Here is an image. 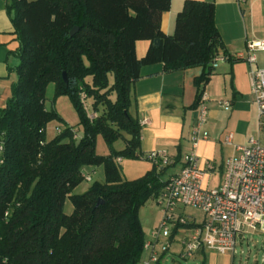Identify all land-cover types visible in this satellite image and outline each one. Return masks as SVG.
Here are the masks:
<instances>
[{
	"label": "trees",
	"instance_id": "trees-1",
	"mask_svg": "<svg viewBox=\"0 0 264 264\" xmlns=\"http://www.w3.org/2000/svg\"><path fill=\"white\" fill-rule=\"evenodd\" d=\"M4 2L18 47L10 68L17 79L0 108V264H138L145 240L138 212L160 192L167 166L122 177L118 157L144 156L139 121L129 111L132 83L145 65L159 63L165 72L200 67L193 80L198 104L215 59L228 57L213 4L185 0L166 34L161 18L170 0ZM138 40L150 41L142 57ZM49 83L53 100L68 97L74 125L45 106ZM80 92L96 117L87 116ZM54 121L60 125L48 137ZM98 136L106 154L96 151ZM89 166H102L103 180L75 193Z\"/></svg>",
	"mask_w": 264,
	"mask_h": 264
},
{
	"label": "crops",
	"instance_id": "crops-1",
	"mask_svg": "<svg viewBox=\"0 0 264 264\" xmlns=\"http://www.w3.org/2000/svg\"><path fill=\"white\" fill-rule=\"evenodd\" d=\"M184 1L170 0V7L161 18V29L164 33H173L176 15L182 9ZM204 1L213 4L214 23L228 55H220L216 59L214 69L203 88L208 107L207 120L203 126L207 138L198 140L193 147L191 132L198 113L197 89L193 80L201 73L200 67L165 72L159 63L143 66L140 77L132 83L129 111L139 121L141 152L145 155L152 150H162L171 159V163L163 170V180L179 172L184 165L185 155L193 149L197 156V165L203 171L202 186L211 188L220 183L225 161L234 153L233 144L245 145L251 136H258L264 143V117L258 116L251 92L252 72L264 69V49L255 48L251 51L248 48L249 43L264 42V0ZM12 31L5 2L0 0V108L11 95V85L17 79L15 71L10 69L17 63L12 53L18 47ZM149 44V40L136 41V56L142 57ZM251 53L255 58L253 62L246 60L247 55ZM223 101L229 102L228 108L221 104ZM56 110L68 125L77 122L73 124L62 112ZM143 121L145 122L142 123ZM50 124L54 125V129L60 125L50 122L47 129ZM228 133L232 134V144L224 142ZM208 163L212 168L207 169ZM152 166V162L145 157L126 161L121 159L119 162L124 179L140 177ZM85 170L92 175V180L97 173L102 175L100 181L103 180L102 166H89ZM179 212L186 214L194 223L203 220L202 216L197 222L196 216L186 212L185 208H179ZM158 221L159 219L146 231L142 228L145 239L149 238V231ZM186 232L184 228L174 229L171 241L177 246L170 247L161 256L158 264H247L237 261L235 255L243 252V245L247 244L250 238L248 235L253 233L259 234L262 239L260 247L255 249L260 248L262 253L264 250V234L245 230L238 236L234 254L200 250L186 263L179 259L181 240ZM142 253L140 258L146 257L147 252ZM260 264H264L263 259Z\"/></svg>",
	"mask_w": 264,
	"mask_h": 264
},
{
	"label": "built area",
	"instance_id": "built-area-1",
	"mask_svg": "<svg viewBox=\"0 0 264 264\" xmlns=\"http://www.w3.org/2000/svg\"><path fill=\"white\" fill-rule=\"evenodd\" d=\"M248 48L251 51L255 48L264 49V42L249 43ZM254 59L253 53L246 57L249 62ZM251 92L258 116L264 117V69L252 72ZM80 99L87 116L90 119L96 117L95 113L88 112L84 92H80ZM221 104L225 108L229 107L227 101ZM207 116L206 95L202 92L191 132L193 147L198 140L207 138L203 129ZM59 132L60 128H57L56 133ZM262 133L264 136V127ZM231 136V133L225 136L226 144H232ZM73 137L77 135L74 134ZM233 146L234 153L225 161L220 183L211 188L202 186L203 171L197 165L194 150L185 155L184 165L179 172L165 180L155 197L161 215L160 221L149 231V238L144 240L143 252H147V255L140 258L138 264H158L161 256L169 250L172 233L177 228L187 231L181 240L182 249L179 253V259L186 263L200 250L234 254L238 236L245 230L264 234V143L258 136H251L245 145ZM1 149L0 143V151ZM143 157L150 160L156 168L171 163V159L162 150H152ZM120 160L119 157L116 159L117 162ZM206 167L210 169L212 165L208 163ZM81 176L85 182L92 181L89 172L84 171ZM186 207L201 210L203 220L194 223L186 214L179 212V208ZM158 245H161V252L157 251ZM262 259L264 260V250Z\"/></svg>",
	"mask_w": 264,
	"mask_h": 264
},
{
	"label": "rangeland",
	"instance_id": "rangeland-1",
	"mask_svg": "<svg viewBox=\"0 0 264 264\" xmlns=\"http://www.w3.org/2000/svg\"><path fill=\"white\" fill-rule=\"evenodd\" d=\"M53 93H54V84L49 83L46 87L45 90V106L47 108H55L58 109L60 112H62L66 119L73 124L77 121V114L75 110L73 109L69 99L67 96H59L55 100H53ZM88 112L92 113L89 106H87ZM55 122V121H54ZM78 131L79 137H80V131ZM55 133L54 125L50 124L48 129H47V135L48 137L52 136ZM114 146L116 148H119L123 146V143L121 140H117L114 143ZM96 151L99 154L102 153H107V146L105 145V142L101 136H98L96 139ZM125 161L127 159H124ZM93 180H100L102 179V175L97 173L96 175L93 176ZM90 182H85L83 181L79 186H77L74 190L75 193H80ZM72 208V205L70 202L65 203L64 211L67 212L69 209ZM186 212L191 213L196 216L197 222L201 220L203 216V212L195 207H186L185 208ZM139 219L140 222L142 223V228L146 231L148 230L151 225H153L158 219L160 221V211L159 207L155 201V198H149L139 209ZM158 221V223H159ZM157 223V224H158ZM258 233V232H255ZM249 241L248 243L243 245V252L242 253H237L236 259L237 261L240 260L242 262H245L247 264H253L257 262V264L261 263L262 260V252L261 249L259 248L258 250L255 249V247H260L262 244V239L259 234H251L248 235ZM161 241L163 240L162 238L160 239ZM177 244H170V247L176 248ZM170 249V248H169ZM157 251L161 252V245L157 246ZM143 254V253H142Z\"/></svg>",
	"mask_w": 264,
	"mask_h": 264
},
{
	"label": "water",
	"instance_id": "water-1",
	"mask_svg": "<svg viewBox=\"0 0 264 264\" xmlns=\"http://www.w3.org/2000/svg\"><path fill=\"white\" fill-rule=\"evenodd\" d=\"M76 27H73L71 30H70V34L72 35L75 31H76ZM159 42H160V40L159 39H155L154 41H153V43L155 44V45H157V44H159ZM100 202V201H99Z\"/></svg>",
	"mask_w": 264,
	"mask_h": 264
}]
</instances>
